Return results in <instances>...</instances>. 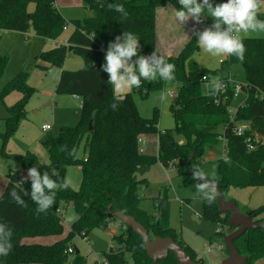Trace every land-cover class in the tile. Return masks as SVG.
<instances>
[{
	"label": "trees",
	"instance_id": "16d2710c",
	"mask_svg": "<svg viewBox=\"0 0 264 264\" xmlns=\"http://www.w3.org/2000/svg\"><path fill=\"white\" fill-rule=\"evenodd\" d=\"M82 1L92 14L82 22L71 21L75 24V30L68 44L82 55L84 65L77 71L63 70L57 85V92L83 98L80 121L73 127H64L58 136L43 141L50 156L49 164L40 163L32 152L24 155L22 160L24 169L35 166L41 174L48 171L50 175L55 170L58 176H53V179L58 182L66 180L70 166H80L81 184L77 190L70 186L57 191L55 204L47 213L37 214V205L30 195L31 181L21 186L29 194L20 193L26 206H19L9 193L22 179L17 172L9 173L8 184L0 196V222L11 227L13 247L7 256H0V264H88L81 253L76 254L77 249L69 253L73 239L77 235L86 238L92 229H106L110 225H118L120 231L113 235L114 248L105 253L109 264H128L127 254L136 264H152L144 239L114 215L117 211L134 216L152 238L171 237L194 261L204 264L190 245L178 240L171 226V203L167 195L154 199L157 214L153 215L141 207L143 197L140 188L149 184L147 174L157 162L165 168L174 166L178 174L184 176L186 184L195 182L191 167L202 158L206 145H218L222 142L221 137L225 138L227 149L226 157L217 161L221 174L218 182L222 185L224 198V192L230 185L264 186V141L258 143L256 140L257 149L249 152L244 136L235 133L231 121L232 88H229L227 95H206L202 82L204 75L227 80L232 77L231 65L242 64L248 98L245 106L238 109L236 122L249 123L248 134L257 133L264 137V38L247 37L244 39L246 52L243 62L229 56L222 60L220 69L211 71L192 58V54L199 49L194 32L175 55L168 56L157 48V10L167 3L178 10L181 7L178 0ZM109 4H122L127 17L109 9ZM31 5H34L33 10ZM261 16L264 17V14ZM67 22L56 0H0V41L4 31L26 34L31 30L42 41L55 40L67 28ZM213 22L210 17H205L195 30L210 27ZM125 31L138 37L139 55H150L156 51L168 63L175 65L173 81L178 87L170 105L176 122L173 129L160 130L158 108L154 109L150 118L141 116L131 94L125 95L115 111L110 107L115 102L113 88L108 83L107 74L101 69L105 53L99 50V46L107 49L109 42H114L115 37L122 36ZM66 49L67 46L57 47L42 55L52 65L61 66ZM136 58L133 57V60ZM8 61V56H0V81ZM26 77L27 72L20 71L0 93L2 98L13 91L22 93V97L8 107L6 137L27 116L26 107L35 91L27 85ZM164 86L162 80L142 81L141 88L149 93L151 89H162ZM91 121L92 131L89 129ZM148 134L158 135L157 154L141 150L140 139ZM177 135H182L185 142L180 143ZM83 142L85 154L81 158L78 150ZM61 145H66L65 151L60 150ZM225 158L230 159L231 163H225ZM16 190L19 192V188ZM71 204L75 206L78 218L65 238L53 244L24 242L26 238L62 235L65 221L63 211ZM258 213L260 211H251L247 215H254V220L262 223L261 226L247 230L234 241L239 252L247 257V264H256L264 256V217L257 219ZM203 216L216 223L230 225L231 232L235 230L229 223L230 213L220 211L217 197L211 205L203 202ZM161 264L179 262L170 252Z\"/></svg>",
	"mask_w": 264,
	"mask_h": 264
},
{
	"label": "rangeland",
	"instance_id": "374dc122",
	"mask_svg": "<svg viewBox=\"0 0 264 264\" xmlns=\"http://www.w3.org/2000/svg\"><path fill=\"white\" fill-rule=\"evenodd\" d=\"M212 3L215 5L220 3V0H212ZM30 8L33 10L34 5H31ZM60 11L68 21V26L55 40L42 41L32 30L26 34L16 31H4L1 37L0 56H8L9 61L0 81V93L8 82L22 70L27 72V85L33 88L35 92L27 104L26 118L7 137L5 134L7 130L6 117L9 114L8 107L15 104L22 97V93L13 91L4 98L0 96V196L6 188L9 173L17 172L21 179L27 175L28 169H24L22 166L24 155L32 152L37 156L40 163L49 164L50 156L43 141L46 138L58 136L62 127L77 125L81 118L83 98L69 93H59L57 92V85L63 70L77 71L84 65L82 55L77 50H69L68 40L75 30V24L71 21L82 22L90 13L83 5L68 7L65 5V7H60ZM175 11L170 3L157 10V48L166 55L167 47L176 49L175 54L179 53L184 44L190 39L194 29L199 25L189 20L181 30L177 31L176 29L180 24L175 19ZM262 14H264V10L258 18L264 20ZM211 19L213 20V18ZM248 37L264 38V33H251ZM62 46H67V49L61 66L52 65L51 61L42 55L44 52ZM192 58L211 71L220 69L222 60L226 59L211 57L203 53L200 48L192 54ZM230 71L236 83L242 84L245 82L246 74L242 64L233 63ZM177 87L178 84L171 81L165 82L162 89H151L147 96L140 92V88H133L127 94L132 95L138 112L145 118H150L154 109L158 108L160 111L159 128L160 130H166L173 129L176 126L170 107L172 98L169 95L168 100L162 101L160 96L165 91L168 93L176 92ZM247 98L248 92L243 89L238 96L233 98L230 108L237 111L246 102ZM46 122L54 126L49 132L42 129L43 124ZM176 138L180 143L185 142L182 135H177ZM143 142L148 143V152L151 154L157 153V134L145 135L141 139V147ZM84 154L83 142L78 150V156L82 158ZM223 155L224 144L222 142L218 145H206L202 158L196 160L193 166H198L205 172H211L215 169L218 180H220L221 174L217 161L223 158ZM148 179L149 185H143L140 188L143 197L141 207L148 213L156 215L157 210L154 199L166 194L171 203V226L175 229L178 240L190 245L204 264H221L229 256L224 238L232 229L230 225L222 223L224 231L222 234H218L217 223L204 218V201L196 194L195 184L197 181L186 184L184 176H180L174 166L165 168L160 162L152 167ZM66 180L70 181L72 188L77 190L82 180L81 167L77 165L70 166L67 170ZM224 194L226 199L235 200L244 213L260 211L256 218L264 217L263 185L245 187L230 185L226 188ZM63 212L65 221L62 235L67 236L73 222L69 223L66 217L74 214L78 218V213L72 204L67 206ZM119 231L118 225H110L106 229L96 227L91 230L86 238L77 235L72 241V248L79 250L88 264L102 262L105 253L115 243L113 235L119 234ZM45 239L47 242H52L51 238L46 237ZM219 245H224V249L220 250ZM209 249L211 250L209 251ZM127 260L128 264H136L130 254H127ZM256 264H264V256Z\"/></svg>",
	"mask_w": 264,
	"mask_h": 264
},
{
	"label": "clouds",
	"instance_id": "9594fccd",
	"mask_svg": "<svg viewBox=\"0 0 264 264\" xmlns=\"http://www.w3.org/2000/svg\"><path fill=\"white\" fill-rule=\"evenodd\" d=\"M181 6L175 11V19L180 25L186 24L189 20L195 24L204 22L205 16L213 18L214 22L210 27L203 30H195L197 43L201 51L211 57L235 56L239 61L245 59L246 47L244 39L251 33H264V20L259 19V15L264 10V0H226L223 3L213 4L212 0H178ZM109 9L127 17L128 13L122 4H109ZM139 39L132 33L125 31L122 36H116L114 42H109L104 56V63L101 69L108 76V83L113 86V100L110 107L115 111L118 103L133 88L142 87V81L154 82L157 79L171 82L175 79V65L168 63L163 55H158L153 51L150 55H139ZM133 57H137L133 60ZM206 87V95H215L223 90V83L219 78H213ZM170 93L163 92L160 96L162 101L169 98ZM61 151L66 150V145L60 146ZM70 155L72 153H69ZM225 163H231L225 158ZM192 179L195 184L197 196L211 205L218 195V176L213 169L205 172L198 166H192ZM58 173L53 170L51 175L48 171L41 174L37 167L27 170V175L17 182L16 188L10 191L9 195L19 206H26L22 199L23 195H28L22 189V184L31 181V200L37 205L35 211L47 213L55 204L56 193L59 190L67 189L71 186L70 181L58 182L53 179ZM77 217L68 215L66 220L71 223ZM12 229L7 223L0 222V256H7L12 250Z\"/></svg>",
	"mask_w": 264,
	"mask_h": 264
},
{
	"label": "water",
	"instance_id": "95a60500",
	"mask_svg": "<svg viewBox=\"0 0 264 264\" xmlns=\"http://www.w3.org/2000/svg\"><path fill=\"white\" fill-rule=\"evenodd\" d=\"M69 50H74V47H69ZM140 92L144 96L148 95V91L144 88H140ZM92 124L91 121L89 126L91 131L93 130ZM217 200L220 211L222 213H230L229 223L235 228L233 232L227 234L224 238L229 256L221 264H247V257L239 252L234 245V241L247 230L259 228L262 223H257L254 220V215H247L241 211L235 200L225 199L222 193V185L219 182ZM108 210L110 212V207ZM114 215L144 239L148 256L153 260L152 264H161L162 260L168 258L170 252L175 255L179 264H200L194 261L186 250L171 237L157 236L152 238L145 226L137 221L134 216L128 215L123 211L114 212ZM79 253V250H76V254Z\"/></svg>",
	"mask_w": 264,
	"mask_h": 264
},
{
	"label": "built area",
	"instance_id": "2783aa9c",
	"mask_svg": "<svg viewBox=\"0 0 264 264\" xmlns=\"http://www.w3.org/2000/svg\"><path fill=\"white\" fill-rule=\"evenodd\" d=\"M200 2H202V0ZM223 2H226V0H220V3H223ZM99 50L103 51L106 54L107 49L103 45L99 46ZM213 78H217V77H214V76L209 77L208 75H204L202 77V82L206 86L209 83V81ZM221 81H222L224 87H223V90L218 93L219 95H227V93L229 92V88H232L231 89L232 90V96L234 98L235 96H238L243 89H246L244 82L242 84H238V83H236V81L232 77H229L227 80L223 79ZM170 96H171V98H174L176 96V92H170ZM217 102H218V100H217ZM242 106H245V102ZM237 111H233L230 108V117H231V121L234 123V131L237 135L244 136V140H245L247 150L249 152L254 151L258 147V144L255 143V141L257 140L258 143L261 140L264 141V137H261L257 133L248 134L247 131L250 129V125L247 122H236ZM50 129H51L50 124H46L43 126L44 131H49ZM141 139H140V141H141ZM221 141L224 144V155L223 156L226 157V154H227L226 140L224 137H221ZM222 218H223V216H222ZM217 225H218L217 233L222 234L224 231L222 222H218ZM111 248H114V244H112ZM219 249L223 250L224 245H219ZM210 250L211 249H209V251ZM73 252H74V249L70 248L69 253H73ZM96 264H109V262L104 258V260L102 262H97Z\"/></svg>",
	"mask_w": 264,
	"mask_h": 264
},
{
	"label": "crops",
	"instance_id": "0c3cea01",
	"mask_svg": "<svg viewBox=\"0 0 264 264\" xmlns=\"http://www.w3.org/2000/svg\"><path fill=\"white\" fill-rule=\"evenodd\" d=\"M201 1V0H200ZM56 3H57V6H58V8L60 9V7H65V5H67V7L68 6H74V5H83V1L82 0H56ZM84 6V5H83ZM85 7V6H84ZM86 8V7H85ZM87 9V8H86ZM88 10V9H87ZM89 11V10H88ZM89 13H90V15L92 14L90 11H89ZM89 15V16H90ZM182 27H183V25H180L176 30L177 31H179V30H181L182 29ZM176 46V45H175ZM175 51H176V49H172V48H168L167 47V50H166V53H167V55L168 56H171V55H175ZM50 105V104H49ZM46 124H50L51 125V129L49 130V131H51L52 129H53V124H51V123H49V122H46V123H44L43 124V126L44 125H46ZM43 126H42V129H43ZM64 127H62V129H63ZM61 129V130H62ZM60 130V131H61ZM44 131V130H43ZM48 131V132H49ZM45 132H47V131H45ZM143 137H145V135L144 136H142V138ZM47 139V138H46ZM145 143H146V145H145ZM147 145H148V143L147 142H143V146L141 147V150L143 151V152H145V153H149V154H151L150 152H148L147 150H148V148H147ZM157 153H158V151H157ZM157 153H153V154H157ZM152 170V169H151ZM151 172V171H150ZM150 172L147 174V178H148V176H149V174H150ZM148 181H149V179H148ZM7 184H8V182H7ZM7 184H6V186H7ZM149 185V184H148ZM48 238H51V240H52V242H47V241H45L46 239V237H44L43 239H40V238H42V237H34V238H26L25 240H24V242H26V243H31V244H33V243H40V244H53V243H55V242H57V241H59V240H61V239H63V238H65L66 236H63V235H58V236H47ZM38 238V239H37ZM36 241H39V242H36ZM97 263V262H96Z\"/></svg>",
	"mask_w": 264,
	"mask_h": 264
}]
</instances>
